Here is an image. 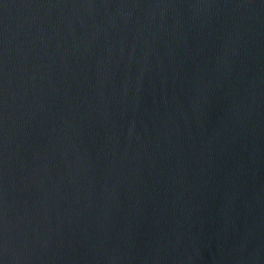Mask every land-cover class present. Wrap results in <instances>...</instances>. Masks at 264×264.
Masks as SVG:
<instances>
[{
    "label": "water",
    "instance_id": "water-1",
    "mask_svg": "<svg viewBox=\"0 0 264 264\" xmlns=\"http://www.w3.org/2000/svg\"><path fill=\"white\" fill-rule=\"evenodd\" d=\"M0 264H264V0H0Z\"/></svg>",
    "mask_w": 264,
    "mask_h": 264
}]
</instances>
